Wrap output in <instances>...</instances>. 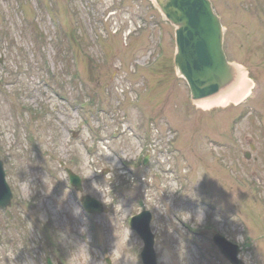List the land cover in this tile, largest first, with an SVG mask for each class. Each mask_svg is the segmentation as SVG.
<instances>
[{
	"label": "rangeland",
	"instance_id": "obj_1",
	"mask_svg": "<svg viewBox=\"0 0 264 264\" xmlns=\"http://www.w3.org/2000/svg\"><path fill=\"white\" fill-rule=\"evenodd\" d=\"M213 3L228 56L256 84L241 103L199 107L174 74V27L149 0H0V151L14 191L0 264H46L55 247L65 264H141L129 219L143 209L159 264H229L216 230L264 264V0ZM66 169L112 208L86 215Z\"/></svg>",
	"mask_w": 264,
	"mask_h": 264
},
{
	"label": "water",
	"instance_id": "obj_2",
	"mask_svg": "<svg viewBox=\"0 0 264 264\" xmlns=\"http://www.w3.org/2000/svg\"><path fill=\"white\" fill-rule=\"evenodd\" d=\"M162 15L175 26L176 50L174 66L179 76L184 77L194 100L215 96L230 90L237 81L239 67L227 60L223 49V27L213 10L210 0H154ZM77 188L80 179L70 173ZM12 193L5 180L3 162L0 160V206L7 208ZM85 208L102 211L100 203L90 197L82 199ZM151 214L144 211L137 215L132 226L144 239L142 257L145 264H157L154 251V236L150 229ZM220 237V236H218ZM222 246L231 247L222 237ZM226 252V250L223 248ZM239 248L226 252L234 264H243L236 258ZM51 264V263H50Z\"/></svg>",
	"mask_w": 264,
	"mask_h": 264
},
{
	"label": "bare ground",
	"instance_id": "obj_3",
	"mask_svg": "<svg viewBox=\"0 0 264 264\" xmlns=\"http://www.w3.org/2000/svg\"><path fill=\"white\" fill-rule=\"evenodd\" d=\"M248 88H249L248 81L245 79V75L242 74V77L240 78L238 84L236 85V89L216 98L199 101V105H202L204 107H212L222 103H227L230 100L241 99L243 95L246 94Z\"/></svg>",
	"mask_w": 264,
	"mask_h": 264
}]
</instances>
